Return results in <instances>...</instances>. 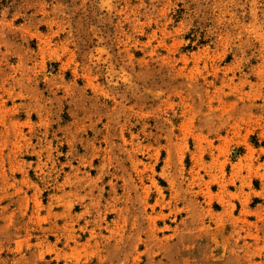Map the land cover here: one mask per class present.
Segmentation results:
<instances>
[{
	"label": "rangeland",
	"instance_id": "374dc122",
	"mask_svg": "<svg viewBox=\"0 0 264 264\" xmlns=\"http://www.w3.org/2000/svg\"><path fill=\"white\" fill-rule=\"evenodd\" d=\"M0 264H264V0H0Z\"/></svg>",
	"mask_w": 264,
	"mask_h": 264
}]
</instances>
